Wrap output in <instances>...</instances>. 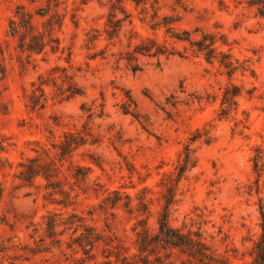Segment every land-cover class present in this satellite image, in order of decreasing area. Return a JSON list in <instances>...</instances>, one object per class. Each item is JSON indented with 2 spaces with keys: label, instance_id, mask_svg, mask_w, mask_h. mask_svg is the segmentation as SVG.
<instances>
[{
  "label": "rangeland",
  "instance_id": "1",
  "mask_svg": "<svg viewBox=\"0 0 264 264\" xmlns=\"http://www.w3.org/2000/svg\"><path fill=\"white\" fill-rule=\"evenodd\" d=\"M60 1L63 25L52 33L59 42L45 37V50L30 54L20 49L10 22L27 12L46 36L47 0H0V264H124L125 257L132 264H160L158 258L205 264L158 242L165 210L173 229L216 258L253 264L264 233L261 6L251 0ZM110 14L123 20L112 39ZM164 17L178 18L175 30L191 32L194 40L202 32L215 35L219 52L231 54L237 70L229 74L220 55L210 62L173 38ZM145 39L179 53L138 56L141 69L134 71L125 54ZM71 83L83 94L66 100ZM41 86L45 99L35 106ZM233 86L241 93L224 114L223 98ZM85 130L91 132L87 145L60 161L54 146L65 133ZM188 145L193 164L178 178ZM32 158L55 164L59 174L50 181L59 187L42 176L20 179L21 165ZM79 168H89L86 180L77 177ZM60 190L70 194L69 203H58L65 199ZM54 214L58 226L51 234ZM72 214L103 236L92 257L74 243L84 232H74L79 223L61 224ZM145 234L152 245L141 250Z\"/></svg>",
  "mask_w": 264,
  "mask_h": 264
},
{
  "label": "trees",
  "instance_id": "2",
  "mask_svg": "<svg viewBox=\"0 0 264 264\" xmlns=\"http://www.w3.org/2000/svg\"><path fill=\"white\" fill-rule=\"evenodd\" d=\"M31 3H35L38 0H26ZM136 5L140 4H147L148 0H132ZM117 2L121 3L120 0ZM61 4L60 0H47V7L45 13L52 12L51 20H48L46 23L47 27V34H41L37 32L33 21L32 16L27 12H18V21L11 20L10 27H11V34L13 36H17L20 42V49L24 52H28L30 54H40L42 53L48 45L46 42L45 37H48L50 42L58 43L59 40L53 39L52 33L55 30V27L61 28L63 25V16L59 13L58 8ZM252 5H260L261 11H264V1L263 0H251ZM21 9L20 7L18 8ZM23 9V8H22ZM112 9L116 13V11L120 10L125 15V20L128 19L130 16L126 13V11L121 8L120 6L113 5ZM111 15V21H109V29L106 30V33L110 39L114 38L118 32L121 30V23L123 20L116 19L115 14ZM179 21L176 17H164L163 18V25L167 28V33L171 34L173 38L179 41H186L189 42L191 47L194 48V51L200 54H204L206 59L210 62L217 59V56L220 55V63L221 65L228 70L229 74H233L237 67L234 64L233 58L229 53L219 52L217 47V38L215 35H212L207 32H202V38L198 40L192 39V33L188 31H184L182 33L177 32L173 27L174 23ZM200 30H196L199 32ZM97 32V31H95ZM99 35H93L90 37V42L96 41ZM223 36L221 37V39ZM226 41L223 40V44L226 45ZM177 52L175 49H169L165 45H160L156 40L153 39H145L140 42V44L136 45L134 49L130 52L125 54V60L128 64L132 67L134 71L140 70V66L138 65V56H149V57H159V56H173L176 55ZM44 83V82H43ZM42 83V85H43ZM41 95L37 98V96H33L35 106L38 105L39 101L44 98L45 99V91L43 90L42 86L40 87ZM241 90L240 88L233 86L232 90L227 89L223 98V105L225 109L223 110L224 114H227L230 108L234 105H237L236 98L240 96ZM66 96L64 99L68 100L74 96L82 95L83 92L80 88L77 87L75 84H70L68 89L63 91V95ZM38 99V101H37ZM43 106V104H42ZM91 136V132L89 130H85V132L73 131L67 132L64 135V140L59 144L54 146L55 149H58L57 156L59 160H65L71 158L72 154L79 150L80 148L84 147L88 143V138ZM96 162V160H93ZM193 164L192 158V151L190 145H188L185 149V159L183 166L181 167V172L178 178H181L182 174L185 170ZM254 166L255 171H261V157L257 156L254 159ZM22 171L20 173V179L31 183L33 180L39 176L44 177L46 180L49 181V187L56 189L58 184L53 183L50 181L55 176H58L59 170L55 167L53 162L48 163L43 161L41 158H32L29 159L26 163L21 165ZM79 174L77 177H81V180H86L87 174L89 172V168H79ZM82 171V173H81ZM2 186L0 185V197L2 196ZM61 195L65 197L64 201H57L60 203H69L71 200L70 194H67L63 190L59 192ZM171 200L167 202V207L169 206ZM116 202H114V205ZM264 215V214H263ZM58 217L57 214L49 216L48 222V231L51 234H56V227L58 226ZM76 222L79 224L77 225V229L74 231L75 233L78 232L79 228H82L84 232L79 236L74 238V243L78 244V246L84 251L85 255L88 257H92L93 250L97 243L102 241L103 236L99 234L93 227L86 225L83 222V218L79 217L77 214H72L67 223H61L64 225H74ZM141 237V250H146L152 245V241L149 240L148 235H139ZM158 242H161L163 248L167 247H178L187 252L191 257L199 259L201 262H205V264H227L216 258L214 255L209 253V250L206 246L200 242L199 240H195L188 235L182 234L180 231L173 229L169 225L168 221V213L165 210L161 221H160V234ZM108 245V244H106ZM112 253H110L111 255ZM111 257V256H109ZM122 261L124 264H132L127 257L123 258ZM160 264H163L160 258L157 259ZM106 264H112L111 261L107 262ZM253 264H264V233L260 241L257 243L255 247V258Z\"/></svg>",
  "mask_w": 264,
  "mask_h": 264
}]
</instances>
